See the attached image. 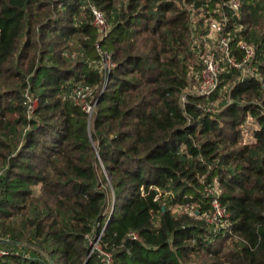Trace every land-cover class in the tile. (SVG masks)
<instances>
[{"label": "trees", "instance_id": "trees-1", "mask_svg": "<svg viewBox=\"0 0 264 264\" xmlns=\"http://www.w3.org/2000/svg\"><path fill=\"white\" fill-rule=\"evenodd\" d=\"M120 1L0 0V264H100L85 242L94 225L111 264H264V0H242L239 20L259 80L233 70L185 103L199 65L189 9L225 0ZM91 3L110 25L105 79ZM78 85L92 90L90 118ZM26 90L38 101L31 119ZM247 117L258 126L251 145L241 143ZM214 181L231 234L204 218ZM156 190L172 196L154 201Z\"/></svg>", "mask_w": 264, "mask_h": 264}, {"label": "built area", "instance_id": "built-area-1", "mask_svg": "<svg viewBox=\"0 0 264 264\" xmlns=\"http://www.w3.org/2000/svg\"><path fill=\"white\" fill-rule=\"evenodd\" d=\"M242 6V0H225L223 3L218 4L212 10L208 12L200 9L202 12H205L213 17L220 16L219 21H214L212 24V29L217 30V36L213 37V47L208 49L205 54L198 51V60L199 65L197 68L190 67L189 71V84L183 91L181 97V102L185 103L188 95H193L197 97H209L211 96L219 87L220 78L223 74L230 73L233 70L238 72V77L236 81H243L248 78H255L259 80L257 70L254 67L252 61L254 58V47L252 44L247 42L243 35L242 31L245 30L242 25L239 24L241 19L240 10ZM90 15L92 17L91 24L96 31V42L95 48L98 55L97 63H94L95 69L102 76L106 78L108 71L114 67V64L111 62L110 54L104 52L100 48V43L108 35L110 30V25L106 18V15L94 6L92 3L88 6ZM190 11V18L194 14ZM233 22V24H232ZM232 24V29H229V26ZM192 37L198 35L199 31H202L199 26L193 28ZM211 31L207 34V38L212 39ZM206 31L201 33V36L205 34ZM233 36L237 38L235 43V48L243 54L240 61H237L234 56V51L232 48ZM204 42L205 37H203ZM73 97H75L76 103L81 107V109L88 115V118L91 117L95 100L92 96V90L83 85H78L73 91ZM24 104L27 110V118L31 119L34 111L37 108L38 101L32 96L28 90L24 93ZM264 114V107H262ZM215 111V110H213ZM248 121H254L252 118L247 117L245 122L241 126V143L243 145H251L256 142L254 133L257 130L258 126L254 121V126L249 129L247 127ZM204 184V179L201 181ZM157 194L154 197V201H157L160 197H169L172 196L170 192L161 193L159 190H156ZM204 196L210 199V214H205L204 218L206 222L213 226L215 229H222L224 232L231 234V223L229 221V214L225 207H223L219 201L220 189L218 188L217 182L205 186ZM183 210L187 212L190 216L194 215L193 208L185 205ZM97 225H94L93 231ZM92 231V232H93ZM89 233L85 235V242L88 248V256H91L93 253H96L100 259V264H111L112 255L109 252L103 250L100 245L101 234L96 235L94 233ZM127 237L132 240H139L138 234L134 231L127 233ZM7 255V252L0 248V257Z\"/></svg>", "mask_w": 264, "mask_h": 264}, {"label": "rangeland", "instance_id": "rangeland-1", "mask_svg": "<svg viewBox=\"0 0 264 264\" xmlns=\"http://www.w3.org/2000/svg\"><path fill=\"white\" fill-rule=\"evenodd\" d=\"M126 1L127 0H121L120 4L118 5V9H119V7H121V5L124 6L126 4ZM191 12L194 14V16H192L189 20V24L191 27L190 38H191V45L193 46V52H196L197 55H198V51L205 54L208 49L213 47V37L217 36L218 33H217V30L211 31L212 24L214 21H219L220 16L218 15L216 17H213V16H211L205 12H202L200 9L198 10V9H192L191 8ZM239 14L241 16V13H239ZM192 25H193V28L199 26L200 29L202 30V31H199L198 35L194 34L193 37H192V33H194V31L192 30ZM244 29H245V27H244ZM204 31H206V33L201 36V33ZM209 31H211V34H212V39H210V40L207 38V34L209 33ZM203 37H205V40H206L205 42L203 40ZM220 96H222V95H220ZM220 96L218 97V99L211 102V104L209 105V108H211L215 111H217L219 109V103L222 100V98ZM254 124H255L254 121H248L247 127L249 129H251L254 126ZM109 209H110V207L108 205V206H106L105 211H107ZM5 241H7V240H5Z\"/></svg>", "mask_w": 264, "mask_h": 264}, {"label": "water", "instance_id": "water-1", "mask_svg": "<svg viewBox=\"0 0 264 264\" xmlns=\"http://www.w3.org/2000/svg\"><path fill=\"white\" fill-rule=\"evenodd\" d=\"M1 242L8 243V241H2V240H0V243H1ZM88 258H89V257H87L85 263L87 262Z\"/></svg>", "mask_w": 264, "mask_h": 264}]
</instances>
